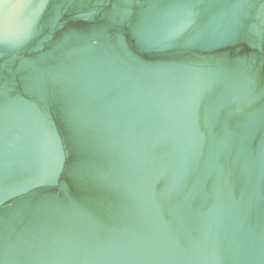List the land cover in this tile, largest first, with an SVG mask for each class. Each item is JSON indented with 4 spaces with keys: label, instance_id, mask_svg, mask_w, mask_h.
Returning a JSON list of instances; mask_svg holds the SVG:
<instances>
[{
    "label": "water",
    "instance_id": "water-1",
    "mask_svg": "<svg viewBox=\"0 0 264 264\" xmlns=\"http://www.w3.org/2000/svg\"><path fill=\"white\" fill-rule=\"evenodd\" d=\"M0 264H264V0H0Z\"/></svg>",
    "mask_w": 264,
    "mask_h": 264
}]
</instances>
